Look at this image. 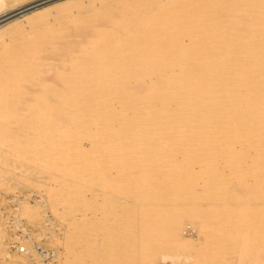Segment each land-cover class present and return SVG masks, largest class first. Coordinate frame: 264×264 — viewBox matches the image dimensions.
<instances>
[{
  "label": "bare ground",
  "instance_id": "bare-ground-1",
  "mask_svg": "<svg viewBox=\"0 0 264 264\" xmlns=\"http://www.w3.org/2000/svg\"><path fill=\"white\" fill-rule=\"evenodd\" d=\"M145 1L75 0L74 5H60L57 14L67 22L69 13L81 7L93 9L105 2L108 9L101 19L97 15L96 21L81 22L90 38L76 52L80 55L60 59L63 65L49 70L51 76L32 92L19 83L37 77L42 60H47L45 47L61 37L62 30L52 25L56 12L47 17L49 9H40L0 26V120L10 125L0 124V149H25L21 142L26 134L33 135L27 138L33 139L28 140L31 147L58 149L55 157L49 153L39 158L45 168L57 172L58 178L51 173L59 181L49 196L54 209L65 216L77 198L72 197V177L85 178L91 169L85 162L89 158L82 164L84 159L78 157L88 153L82 140H90L98 151L117 154L125 168L122 182L135 200L141 243L147 247L141 245L142 250L170 242L177 253L194 250L198 258H208L211 252L203 254L200 243L176 230L186 218L204 235V247H230L241 264L240 248L254 246L250 264H264V210L249 201L264 198V0ZM19 2L0 0V15L21 7ZM35 20L42 25L36 32L30 30ZM61 115L75 125L73 161L65 153L68 130L51 123ZM102 136L106 139L100 140ZM243 144L247 149L238 148ZM218 157L228 174L220 170ZM75 160L79 163H71ZM13 161L0 153V179L2 167ZM249 175L258 182H247ZM198 178L203 179L204 193L215 200L211 209L184 204L186 188ZM233 187L242 190L235 198ZM236 199L246 202L233 205ZM163 200L166 207L152 206ZM38 202L47 206L43 196ZM17 210L19 219L20 205ZM158 212L162 216L155 220ZM72 235L79 245L72 250L80 262L87 254L86 237ZM215 254L226 259L225 252Z\"/></svg>",
  "mask_w": 264,
  "mask_h": 264
},
{
  "label": "rangeland",
  "instance_id": "rangeland-1",
  "mask_svg": "<svg viewBox=\"0 0 264 264\" xmlns=\"http://www.w3.org/2000/svg\"><path fill=\"white\" fill-rule=\"evenodd\" d=\"M74 1L75 0H20L18 5H20L21 7L13 10L12 13L8 12V14L6 12L7 14H2L4 17L0 15L2 17H0V26L2 25L3 27H5L6 25L12 23L13 21H16L17 19L23 20L33 12L46 8V11H48L49 9V11L46 12L47 14L44 13V15L47 17L51 15V13L56 12V14H53V16H55L54 19H56L52 21V25H57L56 27L62 30L61 37L54 39L53 41H51V44H49V46L47 45L45 47L49 50H45L46 53L44 52L45 54H43V57L45 55V58H47V60H42L43 62L45 61V64L43 62L42 63L44 64V66H47L41 67V72L35 79H28L19 83L24 90L29 89V91L31 90L32 92L33 90L37 89V86L41 83V81H43L44 78H47V76H51L49 75L51 74L49 70H54L57 68V66L59 67L63 65L62 62L60 65V59L63 58L62 61H64V59L67 58L72 59L74 57H78L80 53L76 52L84 44H86V42H88L90 38V30L82 25V21L90 20V22H92L94 21V19L96 21L98 19V16L99 19H101L103 15L107 13L106 9H108V7L104 6L105 2L103 4L101 3L100 5H97V7L93 9L90 7H81L77 9V12L69 11L70 20L69 22H67V20L62 18V15L60 13L57 14V11H59V6L63 3L67 2L68 5H74ZM120 1L122 3L123 1L126 2V0ZM147 1L148 0H146L145 2ZM94 10H97V12H94ZM101 11L106 12L102 13ZM38 24H40V21L35 20V22L32 24V29L30 28V30H39V27H41L42 25L40 26ZM10 38H12V40H15V37L13 38V36H11ZM10 40L11 39H9L8 43L13 42H11ZM30 100L27 101V103H31ZM35 105V103L26 104V106L24 107L28 109L34 107ZM44 106L45 105H39V107ZM6 122L8 121L6 119L4 120V118L0 120V124H5ZM51 123H57L61 125V127L64 126L68 130V135L65 137L64 141L65 147L67 148V152L65 153L67 157L70 158V160L76 158L77 154L74 153L75 151L73 146V144L76 142L74 137L75 125L71 122L70 117L65 118L62 115L59 117L57 116L55 120L51 119ZM6 125L10 127L9 122L6 123ZM26 135H28L29 137L33 136L32 134ZM29 137H24L25 141L23 139V142H21V144H26V147L23 146V148L25 147V149H0L1 156H6L14 160L10 166H4L1 170V175L3 177L0 179V264H29L28 258L24 254L16 253V255L14 256L12 255L13 253H9V249H7L8 247H6L8 246V243L12 239L13 235L8 228L5 215L10 210H14L15 207L18 208L19 205L21 210L19 219L17 218V220L22 219L25 223V226L30 229H37L39 226L41 227L47 219H51L53 221V225H50V229L54 231L55 234L53 235H55V238L51 237V245L56 248V250H58V258L56 264H67L69 262V259H73V264H129L130 262V264H239V262H237L236 256L233 255V249L230 247H227L225 245H223L224 248L218 245L219 248L215 249L211 247H204V235L202 233H199V229H195L196 225L189 222L186 218H183L182 223L176 225V230L182 235L183 238L195 239L198 243H200L201 250L200 248L198 250H200V252L203 251V254L211 252L208 258H204L203 255H200V257L198 258L197 252L194 250L191 252L185 251L186 254L179 251L177 253V251L175 252V250L173 251V249L171 248L170 242H167L166 246L160 245L161 247H148V249L142 250V232H140L141 230L138 226V221L136 222L138 215L135 211V200L134 198L130 197V194L125 192V186L122 182V171L125 170V168L123 166H120L119 160L116 159L117 154H114L113 152H111V150L110 152L109 150L106 151V149V152H103L104 148H102V152H100L101 150L95 148V144H93L90 140H82L81 144L84 147V150L88 153L84 154V157H81L80 155L78 157L82 160L84 159L82 164L86 162L88 167L91 165V169L89 167L90 170L85 178L81 177L80 179H78L75 178V175L74 177H72V179L76 180L74 182H72L71 180V184H74L72 185V192H74V195L72 194V197L76 196L77 198H73L72 202L74 204H71V209L69 210L70 212L66 211L67 216H62L61 212H57L54 209L52 205L53 200H51V197L49 196L51 193L50 187L57 186V181H59V179L53 178L51 173L53 172L54 177L58 178V176L55 175V173L57 172L55 170L45 168L42 163H40L44 157L46 158L49 155V153L54 157L55 155H58V149H51L50 147L49 150V148H47L46 146L41 148L31 147L32 143H30V145L28 144L29 139L27 138ZM44 139L46 145H48V141L46 142V140L48 139ZM104 139L106 138H104L103 136L100 138V140ZM31 140L33 141V139ZM31 140H29V142ZM51 142H54V139H52ZM27 146L32 151L30 149L28 150ZM240 147L247 149V145L244 144L242 146H238V148ZM38 149H41V153L40 151H38ZM97 149L100 151H98ZM97 151L100 153H98ZM53 153H55V155ZM181 155L179 156V158L182 157ZM39 156H42L43 158L41 159L39 158ZM23 157L25 158V160H21V158ZM86 157L89 158L87 159L88 161H85ZM260 157L263 158L264 155ZM72 161L71 163L74 164H76V162L79 163V160H75L74 162ZM217 161L222 173L225 175L228 174L229 169L225 166L223 158L218 157ZM261 164L264 167V158L262 159ZM96 165H98L99 168L96 167ZM73 168L76 169V166H74ZM194 170H199V166L197 163L194 166ZM74 172L76 173V170ZM244 179L249 183L258 182L256 181L257 178L252 175L246 176ZM80 186L81 188H79ZM190 187H192L193 189H190ZM204 191L203 179L198 178L197 181H194V184L192 186L189 184L188 188H186L187 195L184 204L186 206L190 205L193 208L206 207V209H211V206L215 204V200L212 199L211 196L206 195ZM230 192H233V198H235L240 195L242 190H239L237 187H233ZM80 193L83 195H80ZM260 193H262V191ZM28 194H35V196L33 199H30L28 201L29 203L23 202L24 200H28L25 199L27 198ZM42 196L45 197V203L47 205L46 207L41 205L42 202H38ZM16 198L24 199L16 200L17 202H10L12 199ZM80 201L85 204L81 203ZM246 201H244V199H236L233 200V205L237 202L245 203ZM249 201H251V203L256 208H261L264 210V198L262 199L261 195L257 196L256 198H251ZM30 203L34 205H31ZM167 203L168 202L166 200H163L162 203H153L152 206L154 208H157L159 205L166 207ZM126 204L129 205L130 210L127 209L128 206ZM17 208L16 215L18 214ZM58 208L60 209L61 206ZM160 216L162 215L158 212L154 219L158 220L160 219ZM72 217L74 218L71 219ZM78 221L81 223H79ZM72 234H78L79 236L85 234L86 237L85 240L87 242V254L81 259L80 262H77V260H75V252L74 250H72L73 247L76 249L79 248V245L76 244L75 237L73 238ZM72 239L74 240V243ZM253 247L254 246L248 249H244L243 247L240 248V255L242 256V260L244 261L241 264L251 263L253 257L252 254L255 250L253 249ZM69 248L71 250L70 254L68 250ZM141 251H144V255L143 253L141 255ZM145 251H147L148 255H146ZM216 252H225L226 259H221V257H218L217 254H215ZM139 253L142 257L146 258L143 260ZM166 253L169 257L164 256L166 255ZM173 255L178 256L174 257ZM172 256L174 258H170ZM8 257L11 258L8 259Z\"/></svg>",
  "mask_w": 264,
  "mask_h": 264
},
{
  "label": "built area",
  "instance_id": "built-area-1",
  "mask_svg": "<svg viewBox=\"0 0 264 264\" xmlns=\"http://www.w3.org/2000/svg\"><path fill=\"white\" fill-rule=\"evenodd\" d=\"M35 194H28V201L33 199ZM24 198L12 199L10 202L20 200ZM16 208L10 210L5 215L6 223L11 231L12 239L8 243V249L12 253L17 252L24 254L28 258L29 264H56L58 258V252L56 248L51 245L52 234H55L50 229L51 219H47L42 229L40 226L37 229H30L25 226L22 219L21 223L18 222L16 216ZM48 222V223H47Z\"/></svg>",
  "mask_w": 264,
  "mask_h": 264
}]
</instances>
